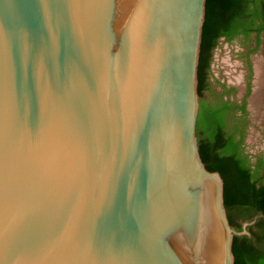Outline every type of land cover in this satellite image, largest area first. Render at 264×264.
<instances>
[{
    "label": "water",
    "instance_id": "water-1",
    "mask_svg": "<svg viewBox=\"0 0 264 264\" xmlns=\"http://www.w3.org/2000/svg\"><path fill=\"white\" fill-rule=\"evenodd\" d=\"M205 0H0V264H235L201 160ZM261 216V215H260Z\"/></svg>",
    "mask_w": 264,
    "mask_h": 264
},
{
    "label": "trees",
    "instance_id": "trees-1",
    "mask_svg": "<svg viewBox=\"0 0 264 264\" xmlns=\"http://www.w3.org/2000/svg\"><path fill=\"white\" fill-rule=\"evenodd\" d=\"M252 33L258 39L264 33V0H205L197 66L199 154L206 169L219 172L223 179L230 225L241 231L243 222L256 217V223L248 227L250 236L233 237L235 264H264V155L252 163L244 152L243 138L236 136V124L231 126L226 119L238 107L224 98L232 88L222 83L223 91H217L210 64L220 38L231 41L238 35L248 37ZM241 109L245 112V102Z\"/></svg>",
    "mask_w": 264,
    "mask_h": 264
},
{
    "label": "rangeland",
    "instance_id": "rangeland-1",
    "mask_svg": "<svg viewBox=\"0 0 264 264\" xmlns=\"http://www.w3.org/2000/svg\"><path fill=\"white\" fill-rule=\"evenodd\" d=\"M260 36L259 42L255 33L231 41L220 39L211 61V80L217 91H223L222 83L232 88L225 98L239 101L248 91L246 112L233 114L230 124H236V136H242V148L252 163L264 155V34Z\"/></svg>",
    "mask_w": 264,
    "mask_h": 264
},
{
    "label": "flooded vegetation",
    "instance_id": "flooded-vegetation-1",
    "mask_svg": "<svg viewBox=\"0 0 264 264\" xmlns=\"http://www.w3.org/2000/svg\"><path fill=\"white\" fill-rule=\"evenodd\" d=\"M262 34V33H261ZM264 34V33H263ZM243 36V35H242ZM245 37V36H244ZM255 37H256V40H257V42H259V40L260 39H258L257 38V35H256V33H255ZM220 39H224L223 37L222 38H220ZM225 40V39H224ZM210 70H211V64H210ZM248 88V87H247ZM247 97H248V91L245 93V94H243L242 95V99L241 100H239V101H233V100H231L232 102H233V104L234 105H238V107L237 108H235L234 109V111H230L229 113H228V115H226V119H228L229 120V123H230V120L232 119V116L231 115H235V114H239V115H241V114H243V112L244 111H242V109H241V106L243 105V103L245 102V112H246V105H247ZM244 112V113H245Z\"/></svg>",
    "mask_w": 264,
    "mask_h": 264
},
{
    "label": "crops",
    "instance_id": "crops-1",
    "mask_svg": "<svg viewBox=\"0 0 264 264\" xmlns=\"http://www.w3.org/2000/svg\"><path fill=\"white\" fill-rule=\"evenodd\" d=\"M260 38H261V36H259V39H260ZM256 45H257V44H256ZM249 48H250V47H249L248 44H247V51L249 50ZM252 51H253V49H252ZM248 57H249L250 59L252 58L250 54H249ZM244 89H245V88H244ZM224 98H225V97H224Z\"/></svg>",
    "mask_w": 264,
    "mask_h": 264
},
{
    "label": "bare ground",
    "instance_id": "bare-ground-1",
    "mask_svg": "<svg viewBox=\"0 0 264 264\" xmlns=\"http://www.w3.org/2000/svg\"><path fill=\"white\" fill-rule=\"evenodd\" d=\"M255 97V96H254ZM257 98V97H256ZM252 100V99H251ZM259 101V100H258ZM257 105V104H256Z\"/></svg>",
    "mask_w": 264,
    "mask_h": 264
}]
</instances>
